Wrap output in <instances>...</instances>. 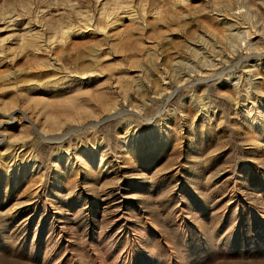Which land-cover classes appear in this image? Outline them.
I'll list each match as a JSON object with an SVG mask.
<instances>
[{"label": "rangeland", "instance_id": "1", "mask_svg": "<svg viewBox=\"0 0 264 264\" xmlns=\"http://www.w3.org/2000/svg\"><path fill=\"white\" fill-rule=\"evenodd\" d=\"M176 1L109 0L108 10L105 11V15L114 14L113 11L120 5L121 7L133 6L147 13L148 11L151 13H164L163 15L169 13L168 15L172 17L171 12L176 9ZM30 2L34 3L32 6L37 12H39V9L53 11L58 19L54 21V19L47 17L43 22V26L46 28L47 26L49 27V23H53L59 29L68 26V24L69 26L73 24L72 27L78 25L83 27L81 22L83 17L75 10V7H81L80 9L83 12L93 14L97 5L96 0H0V14L7 15L11 11L22 13L23 7H28ZM247 4L243 0L220 2L221 6L228 5L234 12L245 13L247 15V23H257L259 26L258 30L262 31L264 41V14L262 13L264 11L260 10L261 15L260 11L256 9L249 10ZM177 18L178 20H176ZM181 19L182 17L178 15L175 17L174 22L169 21L171 22L169 24L170 28L166 29V32L164 30L163 36L149 34L147 33L149 30L145 32V37H142V41L144 40L143 46L141 42L139 43V38H132L135 41H132V39L130 41L129 39L128 42L125 39L124 41L126 42L123 43L131 47L130 51L125 49L128 52L120 53L121 50L110 49L109 46L104 48L103 46L104 49L102 48V53L98 56L100 59L93 62L88 57L91 51L89 47L90 43L96 39L93 37L91 39L89 36L73 39L71 44L74 45L76 43L74 46L76 50L73 51L75 56L72 53L71 57L73 58H71L69 65L66 66L67 69L69 68L67 73H72V76L83 73L81 76L86 78L83 82L84 86L80 87V90H83V94L75 95L79 87L67 88L60 94L50 86V89H44V85L46 86L50 82L56 81L55 79L61 75H56V77L54 72L51 71L50 76L46 77L48 72L44 73L40 71L42 69L36 67L32 68H36L35 71H37L35 73H38L37 76L35 73H31L33 75L29 78L26 74V82H20L19 84H22L18 89H13L6 82H3L2 79L0 80L2 83H0V126L2 122L10 119L7 117L8 113L11 114L16 110L26 112L39 129L43 127L46 118H53L54 114V117H62L61 129L49 131L46 134L47 137L51 136L54 139H62L64 135L68 134L77 125L72 120L71 115L82 116L79 125L86 126L82 131L75 133L72 138H66L63 142H56L52 145L47 144L34 129L29 133H22L19 124L14 125L16 128L9 131H3V128L0 129V132L2 130L5 134L8 133L6 138L8 140H6V144L2 147L0 153V220L2 219V222L0 221V263L8 264L11 261L9 264H37V262L38 264H46L44 258L47 245L51 246L49 244L51 237L48 238L51 234L47 226L41 224L38 227L40 216L32 220L30 234L25 241L23 240V247L19 250L14 249L15 244L21 241L16 239V226L32 216L33 207L24 209L22 220L15 223L9 221V219L7 220L8 215L11 213L9 211H12L18 204L27 205L30 195L46 178V176L45 178L38 177L42 176L43 172L39 173L40 175L37 174L38 176L36 175V177L32 175L29 168L35 166L34 164L42 167L49 165L50 171L48 170L47 173L50 177L47 180L48 186L45 195H48V198L60 207L61 214H63L61 215L63 218L62 223L65 228L67 227L66 229L71 230L77 241L76 245L70 250L72 257L69 256L65 264H69L70 260L73 262L76 259L73 262L74 264H80V262L85 264L93 263V252L99 250L101 252L102 249L93 241L86 245L84 234L87 229L98 234L106 226H109L110 221L106 217L111 212L109 206H111V201L113 200L116 202L114 206L122 204L123 207L120 213H124L123 215L126 218L130 217L129 219L137 221L138 224L140 222L139 225L148 236L154 237L155 226L156 229L165 231L167 233L165 239L173 251L178 252L185 243L192 244L199 242V240L202 243L207 240L215 245L219 240H222L229 242L231 245V248L226 250L227 264L264 263V220L260 213H256L255 218L253 211V209L264 211V128L261 129V125L258 122L252 126L249 120L251 119L250 116L257 117L259 115V118H264V84L262 87L256 88V90L255 88L252 89L250 83L251 81L256 83V78L251 79V77L244 74L247 71V67L258 63L260 64V74L264 77V45L262 44L256 48L248 46L247 41L252 38V33H247L246 31H244L245 35L243 34V37L241 36L238 40L233 38L228 40V42L218 43L216 48H211L210 50L211 63L206 66L205 71L208 72V76L205 77L204 74L195 71L196 59L187 49L188 43L195 37L194 33L202 30V24L197 28L189 21L190 19ZM214 24L211 20L208 23L220 34L222 28ZM243 38L246 43L242 41ZM139 45L141 46L139 47ZM78 46L81 48L79 49ZM85 47L89 49L88 53ZM255 50L256 53L254 52ZM154 52L155 55L152 54ZM84 56L88 58L85 59ZM79 57L81 63L78 64L75 60L78 59L76 61L80 62ZM82 59H85V61L83 62ZM101 60L104 61H102L103 64ZM96 62L103 65L102 70H100L101 73L88 71L90 67L97 65ZM140 62L144 65L140 64ZM75 63L77 64L75 65ZM33 70L32 72H34ZM151 73H153V77ZM31 74L29 73L28 75ZM137 74L140 75V79L135 77ZM207 78L210 79L207 80ZM232 78L238 79L239 82L237 81V84H240L234 85ZM57 82H59L58 79ZM63 83H66L65 80ZM86 83L88 84L86 85ZM39 84H42V87ZM124 86L127 88L125 89ZM179 86L181 87V93L179 92L178 98L172 99V95ZM30 87H33L35 91H29L28 88ZM123 88L124 92L123 90L120 91ZM23 89L24 91H22ZM68 98H71L73 105H70L72 102ZM63 100L67 101L68 104ZM104 102L114 109L112 111L105 110L100 105L101 103L104 104ZM5 104H8V107L5 108ZM203 107V112H199L198 110ZM252 107L255 112L250 114L249 110ZM206 110L208 111L206 112ZM53 111L54 114L52 113ZM90 111H95L97 113L96 117H91L88 114ZM114 112H125V114H121L113 124L102 122ZM14 123L12 121V124ZM91 123H97L99 126L96 129L91 126ZM157 125L159 126L153 135L156 145L152 147L147 144L143 135L149 137V132ZM108 130L111 132L109 134L113 141L109 150L107 148L104 149V146L101 145L102 139H105L103 133L108 132ZM127 136L131 137L130 142L133 147L131 149H122L123 143L126 141L124 138ZM94 145H101L102 151H105L108 155V162L112 163L110 166L102 168L103 171H94L91 166L88 168L90 172L88 170L77 171L75 169H68L66 172L64 169L55 170L57 169L56 165L59 157L64 155V153L66 154L69 149L73 153L77 151L78 157L81 159L78 160V163L81 164L85 159L83 155L90 151ZM12 147L16 148L13 153L18 158L16 166H10L14 162L9 159V152ZM2 154L4 157H2ZM43 178L44 180H42ZM232 187H234V192L231 190ZM110 192L114 195V199L107 196ZM232 195L236 196V198L225 215L226 207L230 203ZM238 201H240V206L237 215L234 216ZM176 206H180L179 209H184L186 213L190 214V217L192 216L183 228L179 226L181 219L175 221L176 217L180 215V213L176 214L178 211ZM185 212L183 217L187 216ZM223 216L224 218H222ZM236 223L237 229L235 228L234 230V224ZM122 224L123 220L118 221L114 229L116 230ZM229 231L235 232L231 239L227 235ZM35 232H38L39 238H34ZM178 245L181 247H178ZM162 250L165 251L164 249ZM31 251H33V254ZM163 251H153V254L164 263V261L167 262L165 257H167L168 252L165 251L164 253ZM28 252L30 253L28 254ZM143 254L144 252H142ZM85 258L86 260L90 259L88 260L89 262L84 261ZM180 258L182 259H177L174 264H190L191 262V264H201L197 253H192L188 256L191 260H188L185 256ZM213 260L208 264H220L216 256L215 258L213 257Z\"/></svg>", "mask_w": 264, "mask_h": 264}, {"label": "bare ground", "instance_id": "2", "mask_svg": "<svg viewBox=\"0 0 264 264\" xmlns=\"http://www.w3.org/2000/svg\"><path fill=\"white\" fill-rule=\"evenodd\" d=\"M96 1H97V5L95 7L96 10H95V12L93 14H90L88 12H83L80 9L81 7H78V6L75 7V10H77L78 13L80 15H82V17H83L82 20H81V22L83 23V27H81L79 25L72 27L73 24H72V26H71V24H70V26L68 24V26H65V27H62L61 29H59L56 24L49 23L50 24L49 27L47 26L45 28L43 26V22L45 21V19L47 17L48 18H51V19H54V21H56L55 19H58V18L55 17L53 11L39 9V12H37L33 8V6H32L34 3H31V2L28 4V7H23V10H22L23 11L22 12L23 14L22 13H19L18 11L17 12L16 11H11L7 15L0 14V80L2 79L3 82H6V84L9 85V87H12L13 89L14 88L18 89L19 86L22 84V83L21 84H19V83L22 82V81L23 82H26L25 79L28 76H29V78L32 77L33 74H31V73H35L37 71V70L35 71V69L36 68H39V69H42L40 71H42L44 73L45 72H48V73H46L47 74L46 77L50 76V72L51 71L54 72L55 76L56 75H61V76H59L57 78L59 82H57V79H55L56 81H52V82L49 81L50 84L49 85H46V86L44 85L43 86L44 89H47V88L50 89V87H51V88H53L54 90H56L60 94V92L65 91L67 88H71V87H73V88L76 87L77 88V87H79V88H77V91L75 92L76 94L75 93L74 94L76 96H77V94H83V90H80L81 89L80 87L82 85L84 86V83L83 82H84V80L86 78H84L83 76H81L83 74V73L80 72L81 69H80V71L78 70L81 74H75V76H72L71 75L72 74L71 72H70L71 74H68L67 73V70L69 68L67 69L66 66L69 65V63L71 62V58H73V57H71L72 56V53H73L74 50H76V48L74 47L76 43H74V45L71 44L72 41H73V39L82 38V37H88V36L91 37V39H92V37L96 39L94 41L91 40L92 42L90 43V47H89V49L91 48L90 55L89 56L87 55L88 57L91 58V59L90 58L89 59L93 62V61H97L98 59H100V58H98V56H99L100 53H102L101 50H103L107 46H109L110 49H113L114 48V49H117L118 51L121 50L122 52L120 51V53H125L127 51V50L125 51V49H128L129 50L131 47H128V45L126 43H123V42H126V41L128 42L129 39L131 41L132 38H137V39L139 38L138 41L140 40L139 43L141 42V44H142L143 41H144V40L142 41V39H143L142 37L145 35V32H147L148 30H149V32H147V33H149V34H153V35H156V36L157 35L158 36H163L164 35V30L166 32V29L170 28V25L169 24H171V22H174L175 21V17H177L178 15L181 16L182 19H186V18L187 19H190L189 21H191L194 24V26L197 27V28H199L201 26V24H202V27H203L202 30H199L198 32L194 33L195 34L194 35L195 37H194V39L192 41L189 40L190 42L188 43L187 49L189 50L190 54L193 57H195V59H196V61H195L196 64L194 66L195 71L198 72V73H200V74H204L205 77L208 76L207 75L208 72L205 71L206 70V66H207V64H210L211 63V61H210V57H211L210 50H211V48H216L218 46V43H221V42H224V41L225 42L226 41L228 42V40H232L233 38L238 40L244 34V31H246L247 33H252V38H249L248 41H247V39H245V41H247V43H248V46L256 48L258 46H261L262 44L264 45V41H263V37H262V31L258 30V27H259L258 24L255 23V22H249V23H247V17H246L247 15L245 13H243V12H234V10L232 8H230V6H228V5L227 6H224V7L221 6L220 5V2L221 1H226V0H177L176 1V4H175V8L176 9H175V11L171 12L172 17H170L171 15H168L169 13L166 14V15H163L164 13H160V12L159 13L158 12L151 13V12L148 11V13H147L145 11H140L141 9L138 10L137 8H134L133 6H130V7H128V6L121 7L120 5H118V6L116 5L117 7L115 8V11H113L114 14H110V15L107 16V15H105V11L108 10V6H109L108 5V1L109 0H96ZM239 1H241V0H239ZM243 1H245V3H248L247 5H248V9L249 10L250 9H256L258 11H260V10L261 11L262 10L264 11V0H243ZM172 10H174V9H172ZM261 11H260V14L261 15H262V13L264 14V12L261 13ZM67 12H69V11H67ZM89 12H91V11H89ZM173 16H174V18H173ZM248 18H249V16H248ZM176 20H178V18ZM210 20L213 21L216 25H218L219 27L222 28V30H220L221 31L220 32L221 35L215 29L212 28L213 26L208 25V23H209ZM169 21H171V22H169ZM219 27H218V30H219ZM125 39H126V41H124ZM243 40H244V38L242 39V41ZM132 41H135V40L132 39ZM244 43H246V42H244ZM131 44H133V43L131 42ZM131 44H129V46H131ZM143 45L144 44H142V46ZM103 46H104V48H103ZM140 46L141 45H139V47ZM245 46H247V45L245 44ZM86 47H87V45H86ZM80 48L81 47H79V49ZM85 48H83V49H85ZM87 48H86V50H87V53H88L89 52L88 51L89 49H87ZM149 48L152 49L151 47H149ZM157 48H155V49H157ZM133 49H134V47H133ZM135 49H136V47H135ZM136 50H138V49H136ZM256 50L254 51L255 53H256ZM155 52H156V50H155ZM155 52L152 53V54L155 55ZM79 53H81V52H79ZM84 53H86V52H84ZM73 55H74V53H73ZM76 55L79 56L77 53H76ZM88 57H85V59H87ZM220 58H221V56H220ZM248 58H246V59H248ZM85 59L84 60L82 59L83 62L85 61ZM151 59H153V58H151ZM76 60H78V59H76ZM76 60H75V62H78V64L81 63L80 57H79L80 62L79 61H76ZM90 60H88V61H90ZM67 61H68V63H67ZM102 61L103 60H101V62ZM152 61H154V60H152ZM72 62H74V61H72ZM99 62L98 63L96 62L97 65L96 66L93 65L92 67H90L88 69V71H93L94 73L95 72L96 73L100 72V70H102V68H103V65L102 64H103L104 61L102 62V64H99ZM136 62H139V61H136ZM141 63L142 62H140V64ZM76 64L77 63H75V65ZM84 65H87V64H84ZM186 66H188V65H186ZM32 67H36V68L34 69ZM239 67H240V65H239ZM82 68H83V66H82ZM32 70L34 72H32ZM167 70H168V68H167ZM149 71L151 72V70H149ZM163 71H164V69H163ZM74 72H76V71H74ZM93 72H90V73H93ZM176 72H178V71H176ZM29 73L31 75H28ZM154 73H156V72H154ZM26 74H27V77L25 76ZM37 74H36V76H37ZM244 74H246L247 76L251 77V79L254 78V77L256 78L255 79V81L257 80L256 83H254L252 81L250 83V86L252 87V89L255 88V90H256V88H260L264 84V77L261 76V74H260V64L257 63L254 66L247 67V71ZM141 75H142V72H141ZM151 75L153 77V73H151ZM93 77H95V76H93ZM135 77L140 79V75H138V74ZM152 77H149V78H152ZM174 77H176V76H174ZM49 78H51V77H49ZM52 78L54 79V77H52ZM152 79H154V78H152ZM157 79H160V78H157ZM209 79L207 78V80H209ZM64 80H65L66 83H63ZM231 80H233L234 85L240 84V83L237 84L238 79H236V78H232ZM60 82H62V83H60ZM0 83H1V81H0ZM88 83H86V85ZM39 86L42 87V84H39ZM126 86H124L125 89L127 88ZM124 88L123 89H120V91L123 90V92H124ZM28 89H29V91H35L33 87L32 88L30 87ZM54 90H52V91H54ZM180 90H181V87L179 86V88L172 95V99L178 98L177 96L179 95ZM22 91H24V89ZM10 92H11V90H10ZM31 93H33V92H31ZM254 93H256V92H254ZM29 94H28V96H29ZM250 96H251V93H250ZM76 98H78V97H76ZM68 99L71 100V98H68ZM74 99H75V97H74ZM59 100H60V98H59ZM63 101H65V100H63ZM173 101H175V100H173ZM65 102L67 103V101H65ZM71 102H72V100H71ZM8 104H5L6 106L4 105L5 108L8 107L7 106ZM70 105H73V102ZM100 105H102L103 108L105 110H108V111H112L114 109V108H111L110 106L106 105L105 102H104V104L101 103ZM72 107H74V106H72ZM253 107H254V105H253ZM253 107L249 110L251 112L250 114H253V112H255V110L253 109ZM203 109H204V107L201 108V110H198V111L199 112L200 111L203 112ZM208 109H210V108L208 107ZM207 111L208 110H206V112ZM75 112H76V110H75ZM52 113L54 114V111ZM8 114L9 115L7 117L10 118V119H8L5 122H2L1 123V126H0V129L3 128V131H9L10 129L16 128V127H14V125L19 124V126H20L19 128L22 129V133H29V132H31L32 129H34L35 132L39 136H41L43 138V140L45 142H47V144H49V145L55 144L56 142H63L66 138H72V136L75 133H77L78 131H82V129L84 127H86V126L79 125L80 120H82V116H79L77 114L71 115L72 120L77 125L68 134L64 135L62 137V139H54L51 136L50 137H47L46 134L49 133V131H55V130H60L61 129L60 124H62V122H63L62 117L61 118H59L57 116L54 117V115H55L54 114L52 116L53 118H46L45 123L43 124V127L41 129H39L35 125V123L32 121L31 117H29V115L26 112H24V111H17L16 110L15 112H13L11 114L8 113ZM88 114L91 117H96V114L97 113L95 111H90ZM121 114H125V112H123V113H118V112L117 113L116 112L111 113L102 122L105 123V124L106 123L107 124H113L116 121V119ZM257 115H258V113H257ZM250 118L251 119H249V120H250V124L252 126L256 125L257 122H258L261 125V129L264 128V118H259V115L257 117L256 116L255 117H251L250 116ZM12 121H14L15 123L12 124ZM69 121H70V118H69ZM255 121H256V123H255ZM91 126L94 127V128H96V127L99 126V124H97V123H91ZM158 126L159 125L154 126L152 128V130L149 132V137H147V135H143V138L146 139V142H147V144H149V146H152V147L154 146L155 147V145H156V141H154L153 135L156 133V129H157ZM127 131H128V129H127ZM109 132L110 131L108 130V132L106 131V132L103 133L105 135V137H104L105 139H102V143H101V145L104 146V149L107 148L108 150L111 149L112 142H113L112 141V138H111V135L109 134ZM7 134H5L4 132H2V130L0 132V139L2 138V140H0V153H1L2 147L6 144V140H8V139H6L7 138ZM149 138H151V139L149 140ZM125 139H126V141L123 143L122 149H131L133 147L132 144H131V142H130L131 141V137L129 138V136H127L126 138H124V140ZM103 142H105V143H103ZM101 145H97V146L94 145V146H92V149L90 151H87V153H85L83 155V157L85 159H84V161L82 163L80 162L81 164L78 163L79 162L78 160H81V159H79V157H78L79 154L77 153V151L75 153H73L69 149L66 152V154L64 153V155H61L59 157L58 164L56 165V168L57 169H55V170H58L59 171L60 169H64L65 172L68 169H72V170L75 169L77 171H85V170H88L89 166H91L92 167V170L99 171V170H102V168H104L106 166H110L112 163L111 162H108V157H107L108 155H107V153H105V151H102L103 148H102ZM7 146H8V144H7ZM75 148H78V147H75ZM15 151H16V148L15 147H12L11 150H10V152H9L10 153L9 154L10 155L9 156L10 161L11 162L14 161L13 164H11L10 166H12V165H15L16 166V164L18 163V161H17L18 158H16L15 154H13ZM2 152H3V150H2ZM2 157H4L3 154H2ZM2 157H1V159H2ZM34 165L35 166H33L32 168H29V170H31L32 175L36 177L37 174L43 172V175L42 176H38V175L37 176L38 177H44V178L46 176V178H45V180H44V178L42 179L44 181L34 191V193L32 195H30V197L28 195L29 200H27L28 201V204L27 205H25V204L24 205L23 204H18L13 209L11 208L12 211H9L11 213L8 215L7 220L9 219V221H12V222L15 223V222L20 221V220L23 219L24 209L25 208H27V207H33V209H34L33 210V214H32L31 217L23 220L20 224H18L16 226V228H17L16 229V234L15 233L14 234L16 235V239H20L21 241H20V243L18 241L15 244L14 249L15 250H19V249H21L23 247L22 246L23 240L25 241L26 237L30 234V226H31L32 220L34 218H36L37 216H40V220H39L38 227L41 224L47 226L48 227V230L50 231V234H51V236L48 237V238L51 237L50 238V242H49V244L51 246H48L47 245V247H46V253H45L44 262L46 264H65L66 260L69 259L68 257L69 256L72 257V254H71L70 250H71L72 247H74V245H76L77 241H76L75 236H73V233L71 232V230L66 229L67 227L66 228L64 227V225L62 223L63 222L62 221L63 218L61 216L63 214H61L60 207L57 206L54 202H52L48 198V195H45V193L47 191V186H48V184H47L48 181L47 180L50 177L49 174L47 173L48 170H49V167H48L49 165L46 166V167L36 166V164H34ZM58 171H56V172H58ZM59 173H61V172H59ZM92 174L94 175V173H92ZM263 174H264V172H263ZM59 176H60V174H59ZM231 190H232V192H234V187H232ZM107 196L109 198H113L114 195H112V193L110 192V194L107 195ZM235 198H236V196L232 195V197L230 199V203L226 207L225 215L227 213V210H229V206L233 203V201L235 200ZM258 199L260 200V198H258ZM104 200H106V199H104ZM114 205H116L115 200L111 201V206H109V204H108V206L110 207L109 209L111 210V212H109V214L107 215L106 219L110 221V224H109V226H106V228L103 231H101V232H99L97 234L96 232H94V231L92 232V231H90L87 228H86L87 230L84 229V230L87 231L84 234V238H85L86 245H87V243H91V241H93V243L97 244L102 249L101 252H99L100 250L93 252V254H94V257L93 258H94V260H92L93 261L92 264H174L177 259H182V258H180L181 256H183V257L185 256V258H187L188 260H191V258H188V256H190V254H192V253H197L198 254V259L201 262V264H208V263H210V261L213 260V257L215 258V256H216V258H217V260H218V262L220 264H227L228 257H226L225 255H226V250L229 249V248H231V245H230L229 242H224L222 240H219V241L217 240L218 242L214 245L213 242H209V241L206 240V242H202L201 243L200 240H199V242L192 243V244L185 243L182 247L178 245V247H181V248H180V250L178 252H176V251H173L171 249L170 245H168V243H167V241L165 239L166 238V234H167V233H165V231H161V229L158 230V229H156V226H155L154 237L152 238L151 236H148V234L144 231V229H142V227L139 225L140 222L138 224L137 221H132L131 219H129L130 217L129 218H126L125 215H123L124 213L123 214L120 213V210L123 207L122 204L121 205H118V206H114ZM239 206H240V201L237 202V206L235 207L236 210H235L234 216L237 215ZM179 207L180 206H176V209H178V211L176 212V214L177 213H180V215H178L177 217L175 216L176 217V220L175 221L181 219V224L180 225L178 224V225L183 228L186 225L188 219L189 218L191 219L192 216L190 217V214L189 213H186L184 211V209H179ZM215 208H216V206H215ZM188 211H190V210L188 209ZM253 211L255 213V218H256V213H260L261 216H262V218H263V220H264V211H262V210L260 211L259 209H253ZM184 212L187 214V216L185 215L186 217H183L184 216L183 215ZM0 216H1V214H0ZM180 216H181V218H180ZM171 217H172V214H171ZM194 217H195V215H194ZM4 218H5V216H4ZM222 218H224V216ZM120 220H123V224L120 225L115 230L114 227H115V225H117V222L120 221ZM200 222H201V220H200ZM151 225H153V224H151ZM163 225H165V224H163ZM234 225H235L234 226V230H235V228L237 229V223L234 224ZM38 227H37V229H38ZM172 227H173V225H172ZM202 227H200V228L203 229ZM207 227H208V225H207ZM167 230H170V229H167ZM216 230H215V232H216ZM200 231H202V230H200ZM234 233L235 232H233V231H229V233H227L228 238L231 239L233 237ZM213 235H215V234H213ZM170 236H168V237H170ZM36 237H38V232H35V234H34V238H36ZM33 241H34V239H33ZM176 241H177V238H176ZM184 242H185V240H184ZM14 243H15V240H14ZM179 243H181V242L179 241ZM79 244H81V243H79ZM89 245H91V244H89ZM174 245H175V243H174ZM83 247H84V245H83ZM216 247H218V248H216ZM233 248H235V247H233ZM162 249H164L165 251L168 252V255H166L167 257H165V255H164V257L167 258V262L164 261V263L161 262L153 254V251H157L158 250V252H162L163 251ZM215 250H216V254H215ZM82 251H83V249H82ZM86 251H87V248H86ZM165 251H163V252L165 253ZM31 252L33 254V251H31ZM142 252H144L143 255H142ZM7 253H9V252H7ZM7 253H6V255H7ZM29 253L30 252H28V254ZM24 254H26V253H24ZM43 254H44V252H43ZM213 254H215V255H213ZM161 255H163V254H161ZM90 258H92V257H90ZM12 259H14V258H12ZM76 260H74V261H76ZM88 260H90V259H87V260H86V258L84 259V261H88ZM10 262H8V264ZM19 262H20V260H19ZM73 262H71V260H70V263L69 264H74ZM181 262H183V261H181ZM0 264H2V263H0ZM37 264H38V262H37ZM80 264H85V263H81L80 262Z\"/></svg>", "mask_w": 264, "mask_h": 264}]
</instances>
